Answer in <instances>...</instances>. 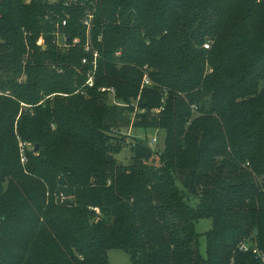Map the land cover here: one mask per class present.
I'll use <instances>...</instances> for the list:
<instances>
[{
	"label": "trees",
	"instance_id": "16d2710c",
	"mask_svg": "<svg viewBox=\"0 0 264 264\" xmlns=\"http://www.w3.org/2000/svg\"><path fill=\"white\" fill-rule=\"evenodd\" d=\"M87 10L99 57L82 94L93 67ZM240 17L264 29V0H0V99L10 107L0 131L45 142L23 166L0 139V264H108L111 247L132 264H264V86L254 69L264 54L228 42ZM57 30L79 44L60 47ZM243 48L253 49L250 61ZM101 87L113 88V101ZM21 104L29 109L15 129ZM128 126L158 130L162 149L132 137L118 162ZM12 150L18 158L15 142ZM78 155L95 161L87 168ZM15 179L37 182L40 195L19 194ZM56 184L102 217L89 224L85 208L66 222L49 215L44 191ZM199 219L210 224L206 257ZM41 238L51 251L38 248Z\"/></svg>",
	"mask_w": 264,
	"mask_h": 264
},
{
	"label": "rangeland",
	"instance_id": "374dc122",
	"mask_svg": "<svg viewBox=\"0 0 264 264\" xmlns=\"http://www.w3.org/2000/svg\"><path fill=\"white\" fill-rule=\"evenodd\" d=\"M245 11H243L242 13H244ZM249 31L248 34H246V28ZM254 27V28H252ZM240 42V44H245L247 41L249 43H252L250 45H255L258 47V51L264 54V29L259 27V22L258 19H253L252 23L250 24L249 20L246 19L245 21L240 17V19H237V21L234 23V25L232 26L231 29V33L229 36V41L230 43L232 42ZM44 38L41 35L38 39H37V44H44ZM245 50V52L248 50V48H243ZM252 48L250 50H248L247 52V60L250 61L252 59ZM256 68V72H263L264 73V58L259 57V59L257 60L254 69ZM144 69V74H147L149 72V68L147 67V65H144L143 67ZM211 69H208L206 71V73H210ZM263 73H261V79L259 80L258 84H259V89L262 88V86H264V75ZM257 75V74H256ZM263 75V77H262ZM148 76V75H147ZM21 78H24V76H21ZM2 79V78H1ZM107 90H111V92L114 93V90L112 87H105ZM0 94H4L5 96H8L7 92H0ZM52 95H49V97ZM47 98V97H45ZM115 95L112 99V101L114 100ZM1 106H3V110L1 108ZM28 107L25 106L24 104L20 105V108L17 112V115L15 117L14 120V127L16 129V123L19 120V117H21V115L23 114V110L25 112L28 113ZM4 112V114L6 112L10 111V107L7 106L6 104L3 103L2 99H0V113ZM54 126H51V132L54 131ZM110 131V136H112V140H117V137L119 134H117L116 131L114 130H109ZM124 133L127 134L126 138H124V142L123 145H125V147L123 148L122 152L117 156L118 162L121 161H126L128 158V152L126 150H128V146L126 145V143H132V140L136 137V138H142L145 140V142L151 147V148H158V149H162V142H163V135L161 133H158V130H152V129H136L134 127L128 126L127 128H122V132L120 133V137L124 136ZM2 129L0 131V135H2ZM122 134V135H121ZM134 137V138H132ZM155 137L156 141H153L152 138ZM0 139L2 140V144L1 147L2 148H6L7 151L5 152V156L8 157L11 160H15L19 161L21 163V165H25L27 163V155L31 154L33 156H38L40 157V153L43 151L45 145H43L44 143L42 142H38L35 141L33 139H26L23 140L21 138V136L17 133L16 130H13V133L8 131L7 133H5L4 135L0 136ZM16 143L17 145V149H18V158L15 157V153L14 150L8 152L11 148V144L12 143ZM114 142V141H113ZM37 146V150H34V146ZM1 150H5L2 149ZM48 149L53 151L56 150V147L53 146H48ZM78 154V153H77ZM14 157V158H13ZM89 157L87 156H83V158H80L78 155V161L82 162L84 161V165H87V168L89 167V165L91 164V162L95 161L94 158H89L90 160H88ZM52 176L56 179H58L59 177L52 174ZM90 181L93 183H96V181L94 180L93 177L90 178ZM56 182V181H55ZM42 183V182H41ZM57 183V182H56ZM43 184V183H42ZM10 188L12 189H16L18 191L19 194H23L26 197H30V196H37L40 195L39 190L40 187H38V183L37 182H32V181H18L17 179H15L12 183L9 184ZM41 185V184H40ZM44 186V185H43ZM59 188L61 190H59ZM66 189L68 190V187L65 185H60V184H56V186L54 187V189H51L50 187L46 186V189L44 191V199L46 201V206H48V213L49 215H58L56 217V219H63V222H66L65 220H69L73 218V212L76 210H80V209H84L86 211H88V220H89V224H93L95 220H98V218L102 217V213L98 208L92 207V206H84L76 197L75 193L73 192H67ZM49 202V203H48ZM6 219L5 216L3 215L0 218L1 220ZM74 219V218H73ZM62 222V223H63ZM65 224V223H63ZM52 227H56V225H51ZM210 224L209 221L207 219H199L196 223H195V230L196 233L198 234V247H199V251L201 253V255L203 257H206V239H205V232L206 230L209 228ZM68 228V227H66ZM57 232L60 233V228H57ZM55 233V232H54ZM66 236V235H65ZM41 241L38 242L39 247L38 248H46L48 250L51 251V248L49 247V243H50V239H40ZM58 240V238H57ZM56 240V241H57ZM71 254H73V256H75V253L73 250H71ZM107 255V261L108 264H132L131 259L129 254L122 248L119 247H111L107 250L106 252ZM79 263H82V257H79Z\"/></svg>",
	"mask_w": 264,
	"mask_h": 264
},
{
	"label": "built area",
	"instance_id": "2783aa9c",
	"mask_svg": "<svg viewBox=\"0 0 264 264\" xmlns=\"http://www.w3.org/2000/svg\"><path fill=\"white\" fill-rule=\"evenodd\" d=\"M93 17H94V12L87 10L86 13L84 14L82 20H81L83 25L86 27V41H85L84 46H83L84 52L92 54V56H93V67L90 71L87 72V79H86L85 83L82 85V87L79 90L76 91V92H80L82 94L86 93L85 87L89 88V87L94 86V83H95L94 73H95V69H96V60H97V57H99L98 51L92 47V43L90 40V31H91L90 29H91ZM65 24H66V19H63L62 25H65ZM54 34H55L56 43L62 48H68L69 46H75V45L79 44V42H80V39L78 37H75L71 43H67V36L64 34L60 35L58 30ZM207 46H208L207 44H204V47H207ZM82 63H88V59L85 57L84 59H82ZM147 84H150V80H149L147 74H144L143 79H142V86L147 85ZM99 90L102 92H107L108 97L111 94L114 96L113 92H111V90H109V89L107 90L105 87H101V88H99ZM154 110L159 111L160 108L154 109ZM139 111L143 112L144 110H139ZM152 140L156 141V138L153 137ZM242 247L244 248V245ZM244 249H246V248H244ZM254 252H255V250H254Z\"/></svg>",
	"mask_w": 264,
	"mask_h": 264
},
{
	"label": "water",
	"instance_id": "95a60500",
	"mask_svg": "<svg viewBox=\"0 0 264 264\" xmlns=\"http://www.w3.org/2000/svg\"><path fill=\"white\" fill-rule=\"evenodd\" d=\"M113 97H114V96H113L112 94L109 95V98H110L111 100L113 99ZM34 150H37V146H36V145L34 146Z\"/></svg>",
	"mask_w": 264,
	"mask_h": 264
}]
</instances>
